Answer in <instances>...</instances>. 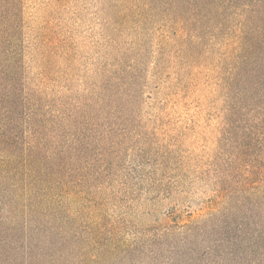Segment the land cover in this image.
I'll list each match as a JSON object with an SVG mask.
<instances>
[{
	"label": "rangeland",
	"instance_id": "rangeland-1",
	"mask_svg": "<svg viewBox=\"0 0 264 264\" xmlns=\"http://www.w3.org/2000/svg\"><path fill=\"white\" fill-rule=\"evenodd\" d=\"M1 4L0 264H264V0Z\"/></svg>",
	"mask_w": 264,
	"mask_h": 264
},
{
	"label": "trees",
	"instance_id": "trees-1",
	"mask_svg": "<svg viewBox=\"0 0 264 264\" xmlns=\"http://www.w3.org/2000/svg\"><path fill=\"white\" fill-rule=\"evenodd\" d=\"M0 0V15L2 12V8L4 4H1ZM163 2L169 9V11L172 14V22L173 25L176 27H179L180 30L183 32L189 31L190 27L192 26V20L190 17H192V13L200 11H204L206 5H211L212 2H215L217 0H160ZM221 1V0H219ZM227 2H230L234 5L235 0H226ZM243 1L245 0H236V7H239L243 4ZM252 3V1H250ZM8 6L7 12H10L9 5L10 2L7 3ZM11 12H14L16 10L15 4L11 3ZM11 17L7 18L8 20L15 16L12 13H9ZM12 22L10 20V23H8V26L6 30H9L11 28ZM249 26V28H248ZM251 27V28H250ZM255 31V35L251 32V30ZM264 16L258 18L257 25L256 23H253V20H250V18H241L240 20H236V57L240 58L241 53H239L240 48H244V51L247 53L249 51L254 52L255 58L253 60L257 64H262L264 61V51L257 55V53H260V47L256 48L261 44V42L264 44ZM251 32V34H249ZM253 61V62H254ZM237 150V158L236 161H238V167L242 165L241 158L245 157V155L248 157L249 151H247V147L240 146L239 148H236ZM249 163H246V166H248ZM253 168V166H252ZM251 168V169H252ZM251 174V170H249ZM254 172L251 174L253 175ZM245 177V176H244ZM250 177L244 178L245 183L247 185V188L249 187H255L253 182H250ZM241 188H243V183L240 184Z\"/></svg>",
	"mask_w": 264,
	"mask_h": 264
}]
</instances>
